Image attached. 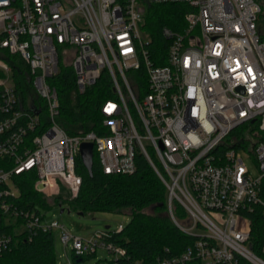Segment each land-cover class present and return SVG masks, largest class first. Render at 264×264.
Segmentation results:
<instances>
[{"label":"built area","instance_id":"1","mask_svg":"<svg viewBox=\"0 0 264 264\" xmlns=\"http://www.w3.org/2000/svg\"><path fill=\"white\" fill-rule=\"evenodd\" d=\"M168 3L189 12L183 31L162 30L164 53L151 49L145 26L151 6ZM155 54L167 63L156 66ZM11 61L29 68L26 100ZM63 61L79 94L109 77L107 133L71 137L58 123L50 82ZM84 143L107 175L135 173L141 151L165 184L170 218L194 244L176 256L165 249L154 264H264L251 218L264 215V0H0V264L17 242L49 232L71 252L66 264L99 253L108 264H141L115 242L124 225L82 238L40 205L19 204L15 179L32 173L45 197L58 193L57 179L77 197Z\"/></svg>","mask_w":264,"mask_h":264},{"label":"trees","instance_id":"2","mask_svg":"<svg viewBox=\"0 0 264 264\" xmlns=\"http://www.w3.org/2000/svg\"><path fill=\"white\" fill-rule=\"evenodd\" d=\"M189 7L181 3L152 5L146 14L145 29L151 36V49L164 51L169 42L162 36L167 27L181 32L187 27L185 20ZM156 66H164L167 58L152 57ZM11 64L15 81L22 99L33 96V85L27 82L25 74L29 71L23 63ZM57 90L60 101L58 123L74 137L89 132L99 135L107 133L102 107L116 94L107 74L88 94H79L76 75L69 64H60L59 73L50 82ZM241 129L236 133H240ZM137 170L133 174L104 173L97 152H94L93 176L91 177L81 161L77 159V171L83 183L77 197L67 203L71 212L83 216L98 212L124 211L130 215V222L115 236V242L125 247L135 263L154 264L164 255L165 249L171 256L179 255L194 244V239L181 232L172 222L168 212V190L154 171L145 155L139 151L136 157ZM20 191V206L27 208L40 205L46 210L53 209L59 202L40 194L35 189V174H27L15 179ZM178 214H185L178 207ZM253 220V241L264 242V215L257 212ZM52 232L42 233L33 242L21 240L12 251L5 254L2 264H56L55 239ZM256 248V245H255ZM189 264H197L192 262Z\"/></svg>","mask_w":264,"mask_h":264},{"label":"rangeland","instance_id":"3","mask_svg":"<svg viewBox=\"0 0 264 264\" xmlns=\"http://www.w3.org/2000/svg\"><path fill=\"white\" fill-rule=\"evenodd\" d=\"M63 62L66 64V61ZM242 156L252 174L257 176L258 169L254 159L250 158V156L243 151ZM57 184L59 186V191L56 194H52L50 199L54 202H59L60 204H57L53 209L45 211L47 212L50 221L57 219L72 234L82 238H89L93 233L106 230L107 227L111 230H118L120 225L126 226L129 224L131 220L130 215L124 211L98 212L86 216L71 212L67 203L73 199V195L69 188L65 186L60 179H57ZM62 211L64 212L62 213ZM54 237L56 264H66L68 263L69 257L73 259L72 254L70 251L67 252L62 244L59 233H55ZM111 260L112 257L107 253H99L98 255L85 259L82 262L74 261L73 264H108Z\"/></svg>","mask_w":264,"mask_h":264},{"label":"water","instance_id":"4","mask_svg":"<svg viewBox=\"0 0 264 264\" xmlns=\"http://www.w3.org/2000/svg\"><path fill=\"white\" fill-rule=\"evenodd\" d=\"M26 79L30 83L31 76L27 73ZM80 158L84 166L86 167L89 175L93 176V164H94V145L92 143H84L80 148ZM64 211H62L63 213ZM109 229V227H107Z\"/></svg>","mask_w":264,"mask_h":264},{"label":"crops","instance_id":"5","mask_svg":"<svg viewBox=\"0 0 264 264\" xmlns=\"http://www.w3.org/2000/svg\"><path fill=\"white\" fill-rule=\"evenodd\" d=\"M55 233H58V232H55ZM55 235V234H54Z\"/></svg>","mask_w":264,"mask_h":264}]
</instances>
